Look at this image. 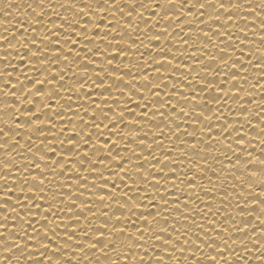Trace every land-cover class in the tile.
Returning <instances> with one entry per match:
<instances>
[{
    "label": "snow or ice",
    "instance_id": "obj_1",
    "mask_svg": "<svg viewBox=\"0 0 264 264\" xmlns=\"http://www.w3.org/2000/svg\"><path fill=\"white\" fill-rule=\"evenodd\" d=\"M0 14V264H264V0Z\"/></svg>",
    "mask_w": 264,
    "mask_h": 264
},
{
    "label": "bare ground",
    "instance_id": "obj_2",
    "mask_svg": "<svg viewBox=\"0 0 264 264\" xmlns=\"http://www.w3.org/2000/svg\"><path fill=\"white\" fill-rule=\"evenodd\" d=\"M15 3H17L18 5L23 3V0H14ZM12 14L14 17H18L22 15V9L20 11H17L16 9L12 10ZM0 20H3V15L0 14ZM14 22V21H13Z\"/></svg>",
    "mask_w": 264,
    "mask_h": 264
}]
</instances>
